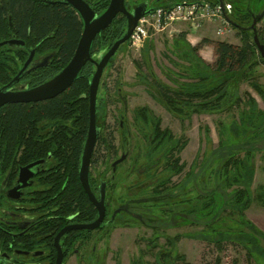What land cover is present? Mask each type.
<instances>
[{
    "label": "trees",
    "instance_id": "trees-1",
    "mask_svg": "<svg viewBox=\"0 0 264 264\" xmlns=\"http://www.w3.org/2000/svg\"><path fill=\"white\" fill-rule=\"evenodd\" d=\"M51 1L55 0H0V41L12 38L25 41L24 46L6 44L0 47V86L14 78L28 59L32 49L36 50V59L48 56L47 64L24 72L20 81L14 85H20V83L26 84L27 87L40 85L59 73L71 60L83 31V21L71 5L57 0V2ZM86 1L97 14L103 13L110 3V0ZM183 1L197 0H168L165 3L155 0L151 7L154 10L158 6L174 5ZM207 1L213 5L218 3V0ZM224 1L233 6L234 11L230 15L231 25L239 33L241 44L208 38L192 44L187 40L181 41L182 38L185 39L186 33H180L173 52L179 59L189 62V65H185L184 70L179 73L181 79L174 80L173 86L158 80L153 74L149 82L146 81V79L149 80L148 75H141L142 82H146L152 89V95L173 113L185 116L192 112L227 111L232 114L234 119L230 127H227L223 120L220 122L221 142L214 154V159L220 160L219 167L216 169L218 180L215 181V186L208 190L204 203L201 201L200 207L199 204H193L190 198L173 200L172 202L179 207L172 206L169 202L170 198L180 196L186 185L183 182L184 179L177 182L171 181L173 175L182 173L185 168V164L180 163L181 157L177 153L181 152L186 142L180 139L171 141L172 143H168V146L163 149V155L166 158L164 169L170 170L171 174L158 180L153 188V197L155 200L163 192L171 193L168 196L165 195L163 199L160 197L158 202L159 205L170 203L166 208L162 205L163 212L172 214L168 225H174L180 218L191 224L203 223L208 227L210 235L207 238L210 241L217 242L220 247L223 240L241 245L246 250L248 263L263 264L261 261L264 259V231L247 219L245 212L253 202L264 206V184L253 188L257 171L255 154L262 152L264 159V144L258 139L264 133V108L258 106L257 99L249 92H246L247 98L240 96L239 89L242 81H248L264 100V85L260 83L256 75L259 64H264V55L254 40L256 33L264 44V15L257 20L255 32L252 29L243 28L251 26L254 20L253 13L264 11V0ZM137 3L135 0H126L130 10H133ZM261 22L263 25L259 26ZM127 27L126 16L118 15L109 27L96 36L92 45L93 58L100 59L114 42L126 33ZM125 44L128 42L123 43L119 49ZM207 44H212L214 47L215 65L198 54L199 50ZM115 55L107 67L114 64ZM179 62L175 63L184 65ZM184 62L181 61V63ZM95 71L96 65L89 61L72 86L58 96L38 102L9 103L0 107V179L7 177L11 183L17 177L19 167L40 159L50 158L54 165L50 176L47 179L43 177L41 181L42 184L47 182L51 187L27 193V196L37 195L35 199L30 198V201L39 202L41 205L37 204L35 209L42 208L43 213L48 210V214L45 213L46 218L35 223L31 232L17 236L16 244L20 249L32 248L29 242H35L38 245L40 242L37 240L40 238L50 241L45 244L47 252L50 253L48 246L50 249L53 248L51 242L68 222V216L74 214L75 221L86 223L95 220L98 215L96 206L81 188L78 173L90 123L89 92ZM106 77L105 75L103 81L101 80L97 95L99 128L102 127L99 125L101 110L104 109L107 101L104 96L105 91L108 92ZM235 108L240 109L239 120L235 117V113H232ZM136 110L138 120L142 119L152 124V138L145 134L151 143L146 153L150 160L160 146L171 140L172 133L169 128L161 127V118L155 116L149 107H139ZM250 126L255 131L246 144L247 149L241 155V147L235 143L237 141L235 138L241 133L249 132ZM228 128L230 131H225ZM153 143L156 145H152ZM118 153L119 148L115 144L113 132H109L107 137L99 133L91 164L94 165L100 159L103 160L102 154L111 156V162H113L118 158ZM148 164L147 168L151 169L150 162ZM108 169L112 171V166ZM191 173L192 171L187 173L188 176ZM105 178V174L97 178L90 172V184L96 194H100L102 182H107L105 221L95 230H72L66 233L64 238L83 235L84 239H91L94 231H101L107 226H116L119 222H128L127 219H122L124 214L130 215L126 211L118 213L114 221H111L115 208L110 207L108 190L113 189L115 183L112 177ZM170 183H173L171 187ZM48 193L50 196L47 195ZM49 197L51 199H48ZM186 200L190 202L188 208L190 218L179 217L177 213ZM131 207L133 208L132 205ZM225 212L231 221L236 220L239 223V228L233 224L227 225L226 229L222 227ZM131 217L133 219L134 216L131 215ZM140 221L145 223L146 219L142 217ZM2 238L0 229L1 249H3ZM171 245L173 247L175 241ZM168 250L156 253V256L152 252L157 264H195L189 262L180 253H175L171 258L173 251ZM54 255L55 251L51 252V256L54 257ZM131 263L152 264L145 260L144 255L134 257ZM117 264L121 262L118 260ZM200 264H221V259L217 258L215 263Z\"/></svg>",
    "mask_w": 264,
    "mask_h": 264
},
{
    "label": "rangeland",
    "instance_id": "rangeland-1",
    "mask_svg": "<svg viewBox=\"0 0 264 264\" xmlns=\"http://www.w3.org/2000/svg\"><path fill=\"white\" fill-rule=\"evenodd\" d=\"M135 1L138 2L137 4H152L155 0ZM238 1L244 2L246 0ZM261 25L263 22L259 24V26ZM217 27V23H206L196 32L207 30L206 32L212 37V33H216ZM189 30L192 29L187 24H178L177 30L160 32L150 30L139 49L131 47L129 42L118 49L115 53L114 64L104 71L102 81L106 75L108 92L105 91L104 94L107 101L106 106L101 110L99 125L102 127L99 133L101 136L107 137L108 133L112 131L115 144L119 148L118 157L123 154L126 155L125 159L117 165L114 178L115 187L108 190L109 204L111 208H117L133 199L136 202L132 203V210L137 216L132 219L131 215L124 214L122 219H127L128 222H119L116 226H107L101 231L93 232L92 241L87 249L91 250L93 240H95L94 243H97L95 253L99 258L98 264H117L118 260L121 264H132V259L140 255H144L145 260L150 263L157 264L156 253L168 249L173 251L171 258L174 257L175 253H180L189 262L195 264L215 263L217 258L221 259V264H257V262L248 263L246 250L241 245L223 240L220 247L217 242L210 241L207 238L210 235L208 234V227L203 223L191 224L188 223L189 221H182L180 218L176 220L174 225H168L172 214L163 212L162 205L166 208L170 203L159 205L158 202L160 197L163 199L165 195L168 196L171 193L163 192L155 200L153 197V188L158 180L171 174L170 170L164 169L166 162L163 155L164 147H167L168 143H172L171 141L185 140V146L181 152L177 153L181 157L180 163H184L185 168L182 173L173 175L171 181L177 182L184 179L183 182L186 185L181 191L182 194L173 199L170 198L171 201L169 200V202L178 208L179 206L172 202L173 200L179 201L183 198H190L193 200V204H199L200 207L201 201L204 203L208 190H211L216 184L215 181L218 180L216 169L219 167L220 160L214 159V154H216L221 142L222 127L220 122L223 120L227 127H230L231 121L234 119L232 114L227 111L221 113L192 112L185 116L173 113L152 95V89L147 83L142 82V74L148 75L149 80L146 79L147 82L152 79L153 74L158 80L173 86L175 85L174 80L181 79L179 73L184 70L185 65H189V62L179 59L173 49L180 33H186L185 39L182 38L181 41L187 40L195 44L187 38V31ZM226 34L223 37L219 36V39L241 44V37L236 29L232 27V30ZM209 45L213 46L207 44L199 50L198 54L202 58L207 54L205 53L203 57L201 50ZM212 59V64L215 65L216 56ZM177 61L184 65H177L175 63ZM256 75L260 83L264 85V64H259ZM246 92L257 99L260 108H264L262 96L248 81H242L239 94L247 98ZM144 106L149 107L155 116L161 118L162 128H169L172 133L171 140L160 146L150 160L146 153L151 146L149 140L152 138V124L136 118V109ZM239 112L240 109L238 108L232 111L237 120H239ZM120 121H122L121 126L119 125ZM248 129L249 132L241 133L235 138L237 140L235 143L241 147V155L247 149L248 145L246 144L255 131L251 126ZM225 131H230V128ZM145 134H148L150 139ZM258 139L264 144V133ZM152 145H156V143ZM103 155V160L100 159L94 165H90V171L97 178L105 174V179H110L112 172L108 168L111 166L112 157ZM149 162L152 166L151 169L147 168ZM255 163L257 171L253 188L264 184L262 152L255 154ZM191 171V175L188 176L187 173ZM172 184L170 183L169 186L171 187ZM189 207L190 202L186 200L179 211L176 209L178 216L190 218ZM245 216L264 231V206L258 202H253L246 210ZM142 217L146 219L145 223L140 221ZM222 222L224 229L229 224L235 225L236 228L240 227L236 220L233 222L229 219L226 212L223 214ZM174 241L175 245L172 247L171 244ZM152 252L156 255L154 256ZM261 262L264 264V259ZM69 264L76 263L74 261V263Z\"/></svg>",
    "mask_w": 264,
    "mask_h": 264
},
{
    "label": "water",
    "instance_id": "water-1",
    "mask_svg": "<svg viewBox=\"0 0 264 264\" xmlns=\"http://www.w3.org/2000/svg\"><path fill=\"white\" fill-rule=\"evenodd\" d=\"M59 2H64L66 4L71 5L80 15L83 21V31L79 42L77 44L76 50L68 62V64L54 77L49 79L48 81L34 87H27L26 84H22L19 86V89L14 88V84L20 81L21 76L24 72L29 71L33 67L31 66L34 56L35 49L30 51V55L28 59L25 61L22 68L19 72L14 76V78L0 87V107L9 104V103H19V102H38L42 100H47L50 98H54L59 94L66 91L68 88L72 86L83 67L89 62H93L96 65V71L92 77L90 82V92H89V107H90V123L88 128L87 138L84 144L83 153L81 157V167H80V179L82 185L85 189L86 194L88 195L90 201L96 206L97 209V217L95 220L86 222V223H77V224H69L62 228L57 235L55 236V245L58 249L56 264H62L63 261V251L60 246L61 237L71 231V230H87L92 231L101 226L104 222L106 214H107V206H106V183L103 182L100 188V194L97 196L90 185L89 172L91 159L96 147L100 128L97 124V95L99 86L104 74L106 67L108 66L111 58L115 55L116 51L119 47L129 41L135 27L138 24V21L145 16L146 14L153 11L152 8H148L147 3L138 4L133 10L128 9L126 5V0H110L109 6L107 9L101 13L97 14L96 11L92 8V6L86 0H57ZM51 1V2H57ZM223 10L226 9V2L224 0H218ZM120 14L126 16L128 21V27L126 33L117 39L111 48L100 57V59L96 60L92 55V45L95 41L96 36L109 27L113 20ZM264 12L254 18L253 23L250 27H243L245 29H252L254 32L256 31L257 20L263 16ZM227 19L230 23L232 20L230 16H227ZM254 40L257 43L259 49L264 55V44L261 43L258 35L254 34ZM11 45V46H19L25 45V41L21 39H8L4 41H0V47L3 45ZM126 155L123 154L120 158H118L114 163L113 167L116 169L117 164L122 162L125 159ZM42 161H36L30 163L20 169L18 184L8 191V196L17 199L21 196L22 191L21 188L25 186L31 185L32 183L28 180L34 175V171L32 168L41 163ZM127 204L124 206L118 207L112 215L111 221H113L117 215L122 210L127 209Z\"/></svg>",
    "mask_w": 264,
    "mask_h": 264
},
{
    "label": "flooded vegetation",
    "instance_id": "flooded-vegetation-1",
    "mask_svg": "<svg viewBox=\"0 0 264 264\" xmlns=\"http://www.w3.org/2000/svg\"><path fill=\"white\" fill-rule=\"evenodd\" d=\"M166 1L168 0H158L159 3L160 2L165 3ZM148 8H152L151 4H148ZM263 12L259 11V13H253L254 18ZM35 53H36V50H35ZM48 59H49L48 56L42 57L40 59H36V57L34 56V60L31 64L33 68L30 70L36 69L37 67H41L47 64ZM20 85H22V83H20ZM20 85H14V88L19 89ZM121 125H122V121H120V126ZM116 160L111 162V166H112L111 172L114 174V175L112 174L111 176L112 179L115 178V171H117V166H116V169H114L113 167V163ZM37 161H42V162L35 165L32 168V170L34 171V175L28 180L32 184L25 186L24 188H21L22 194L17 199H13L9 197L8 191L18 184L20 169L33 162H30L26 165L19 167L17 177L13 180V182L9 183L7 177H2L0 179V229H1L2 237H3L2 238L3 249H1L0 247V264H56L58 249H57V246L55 245V236L57 234L54 236L51 242L53 244V248L50 249V246H48L49 252L51 251L53 253L55 251L54 257L51 256V252L50 253L47 252V248L45 246L46 243H50L49 240H43V239L38 238L37 241L40 242L38 245H36L35 242H29V246H31L32 248H27V250L20 249L16 244L17 236L19 235L21 236L24 233L31 232L32 229L34 228L35 223L46 218L44 217L45 213L48 214V210H45L44 211L45 213H43L42 208H40L39 210L35 209L37 207V204L41 205L39 202H37L36 200L30 201V198L35 199L37 195L30 194V196H27V193H33L35 191L45 190L46 188L51 187V185H49L47 182L42 184L41 181L43 177L47 179V177L50 176V174L53 172L52 171L54 169L53 162L51 161L50 158L40 159ZM80 167H81V163H80ZM80 167L78 171L79 179H80ZM90 172H89V179H90ZM103 182L106 183V188H107V182L106 181H103ZM80 183H81V188L83 189V191H85L82 185L81 179H80ZM49 194L50 193H48L47 195L50 196ZM96 195L99 196L98 194ZM48 199H51V197H49ZM134 202L136 201L133 199H130L129 201L125 202L121 206H124L127 204L128 208L122 211H126L132 216H137V214L135 213V211L132 210V207H131L132 203ZM52 204L53 203L51 201L50 205L52 206ZM117 208H115V210ZM74 216H75L74 214L68 216V222L66 223L65 226L69 224L81 223V222L75 221ZM78 230H81V229H78ZM64 235L60 239V246L63 251L62 264L74 263V261L76 264H98L99 258L98 256H96V253H95V250H96L95 245L97 244V243H94L95 240H93L91 250H88L87 248H89L90 246V243L92 241L91 239H84L83 235H79V237L64 238ZM8 236H11V238H7Z\"/></svg>",
    "mask_w": 264,
    "mask_h": 264
},
{
    "label": "built area",
    "instance_id": "built-area-1",
    "mask_svg": "<svg viewBox=\"0 0 264 264\" xmlns=\"http://www.w3.org/2000/svg\"><path fill=\"white\" fill-rule=\"evenodd\" d=\"M232 13L231 4L226 3L224 11L219 2L213 5L207 0L183 1L174 5L158 6L138 21L128 42L131 47L139 49L150 30L158 32L177 30L178 24H187L196 31L206 23H217L216 35L223 37L227 35L226 32L232 30V25L227 19V16Z\"/></svg>",
    "mask_w": 264,
    "mask_h": 264
},
{
    "label": "crops",
    "instance_id": "crops-1",
    "mask_svg": "<svg viewBox=\"0 0 264 264\" xmlns=\"http://www.w3.org/2000/svg\"><path fill=\"white\" fill-rule=\"evenodd\" d=\"M207 30H201L199 33L196 31H192L189 30L187 31V38L188 40H190L191 42H194L195 44L199 43L203 38H208L211 40H220L219 36L216 35V33H212V37L209 36L208 32H206ZM207 54L206 56L204 54ZM201 54H203V57L205 58V60H207L208 62L212 63L213 61V57H215V53H214V48L213 46L209 45L206 46L204 49L201 50ZM207 57V58H206Z\"/></svg>",
    "mask_w": 264,
    "mask_h": 264
}]
</instances>
